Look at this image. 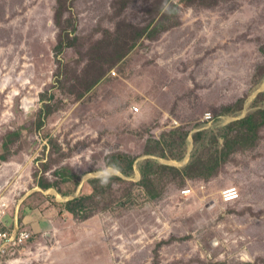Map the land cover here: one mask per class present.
Wrapping results in <instances>:
<instances>
[{
	"label": "rangeland",
	"instance_id": "obj_1",
	"mask_svg": "<svg viewBox=\"0 0 264 264\" xmlns=\"http://www.w3.org/2000/svg\"><path fill=\"white\" fill-rule=\"evenodd\" d=\"M260 110L264 0H0V264H264Z\"/></svg>",
	"mask_w": 264,
	"mask_h": 264
},
{
	"label": "trees",
	"instance_id": "obj_2",
	"mask_svg": "<svg viewBox=\"0 0 264 264\" xmlns=\"http://www.w3.org/2000/svg\"><path fill=\"white\" fill-rule=\"evenodd\" d=\"M259 112H262L263 117H264V110H260ZM256 116H257V114H255V113L251 114L248 117L241 119L239 121V123L249 124V123H251V121H253L256 118ZM262 123H264V120ZM188 135H189V132L186 133V140H187ZM120 157L125 159L126 161H129L128 165H127L129 172L125 173V174L129 175L130 172L133 171V167H134V164L136 162V159H132L131 157L124 155V154L120 155ZM197 166H204V164L201 161H199L198 163L190 164L185 169L181 170V169L176 168V167L158 164L157 162H154L153 160H147L145 165L142 166L140 169L142 176H143L142 181H144L141 183V185H142V187H145V188L147 187L145 184V180L147 179V177L152 172V169L158 170V171L174 172V173L178 174L179 176H182L183 179H185V180L193 179L196 177L201 178L200 177L201 175L200 176L191 175L193 168H195ZM99 183H101L100 179H94V180L90 181V185H94V187H95L94 195L92 194L89 196L79 197V198H75L73 200L68 201L66 204H64L65 210L74 216H79L80 218H82L84 220L89 219L95 211H92L93 209L89 207L87 202L88 201H94L97 199V196L95 193L97 192L96 186ZM146 183L150 186L155 185L152 180H147ZM46 188H49V186ZM99 206H100V204L98 203L94 208L99 207Z\"/></svg>",
	"mask_w": 264,
	"mask_h": 264
},
{
	"label": "built area",
	"instance_id": "obj_3",
	"mask_svg": "<svg viewBox=\"0 0 264 264\" xmlns=\"http://www.w3.org/2000/svg\"><path fill=\"white\" fill-rule=\"evenodd\" d=\"M135 111H139V108L134 107ZM211 117V114H208ZM192 190L188 189L183 191V195L191 194ZM222 199L225 203H232L239 199V193L236 188H229L221 193ZM9 201L7 199H0V259L6 257L12 248H18L26 244L31 238L30 231L19 230L18 225L16 230L12 231L8 228V210Z\"/></svg>",
	"mask_w": 264,
	"mask_h": 264
},
{
	"label": "clouds",
	"instance_id": "obj_4",
	"mask_svg": "<svg viewBox=\"0 0 264 264\" xmlns=\"http://www.w3.org/2000/svg\"><path fill=\"white\" fill-rule=\"evenodd\" d=\"M115 166H113L114 168ZM95 176L100 179L102 184H105L108 182L110 178V170L109 169H103L97 173H95Z\"/></svg>",
	"mask_w": 264,
	"mask_h": 264
},
{
	"label": "crops",
	"instance_id": "obj_5",
	"mask_svg": "<svg viewBox=\"0 0 264 264\" xmlns=\"http://www.w3.org/2000/svg\"><path fill=\"white\" fill-rule=\"evenodd\" d=\"M74 198H72V200H73ZM7 220H8V228L7 229H9V230H13V229H15L16 230V228H17V226L16 225H13V220H12V217L9 215V218H7ZM10 222V223H9ZM29 222V223H28ZM27 223L29 224V227H27V228H23V227H21V228H19L18 227V229L19 230H26V231H30L31 232V229H32V226H31V221H28ZM19 248V247H18ZM16 248H12L11 250H15ZM10 250V251H11ZM10 253V252H9ZM3 258H5V257H3ZM3 258H1V259H3Z\"/></svg>",
	"mask_w": 264,
	"mask_h": 264
}]
</instances>
